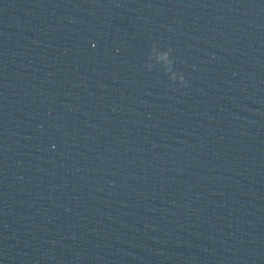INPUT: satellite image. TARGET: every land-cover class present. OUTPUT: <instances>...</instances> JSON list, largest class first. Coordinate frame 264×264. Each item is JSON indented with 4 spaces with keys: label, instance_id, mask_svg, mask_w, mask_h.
<instances>
[{
    "label": "water",
    "instance_id": "1",
    "mask_svg": "<svg viewBox=\"0 0 264 264\" xmlns=\"http://www.w3.org/2000/svg\"><path fill=\"white\" fill-rule=\"evenodd\" d=\"M0 264H264V0H0Z\"/></svg>",
    "mask_w": 264,
    "mask_h": 264
}]
</instances>
